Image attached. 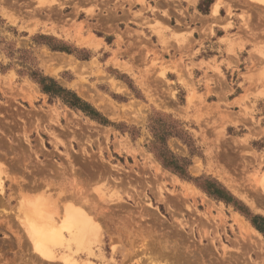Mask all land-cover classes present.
<instances>
[{
  "label": "rangeland",
  "instance_id": "1",
  "mask_svg": "<svg viewBox=\"0 0 264 264\" xmlns=\"http://www.w3.org/2000/svg\"><path fill=\"white\" fill-rule=\"evenodd\" d=\"M47 1L0 0V264H264L251 222L264 218V118L250 103L264 98V41L231 73L193 51L212 0L199 19L179 0ZM248 1L263 7H244L243 27L264 36V0ZM220 93H243L239 110ZM163 149L187 176L162 164ZM52 206L93 209L99 229L77 245L63 228L44 258L27 228Z\"/></svg>",
  "mask_w": 264,
  "mask_h": 264
},
{
  "label": "crops",
  "instance_id": "2",
  "mask_svg": "<svg viewBox=\"0 0 264 264\" xmlns=\"http://www.w3.org/2000/svg\"><path fill=\"white\" fill-rule=\"evenodd\" d=\"M179 1H181L184 7L189 6L190 18L196 17L199 19L195 12L200 0H196L194 5H189L187 0ZM212 1L213 6L211 15L204 16L207 17V19H200L195 24V28H198V30L193 33V51H200L204 61H213L215 59V64L220 66L222 71L227 69V71H231V73H233L236 66H232V68H230L228 67V63L230 62L238 66L239 64L243 63V59L244 62H248V64L252 63V61L256 58L253 52L255 47H258L261 42L264 41V36L259 32H256L251 25L247 23L248 28L251 29L250 31L243 27L244 20L242 17L246 11V8L251 10L254 7L259 8L263 6L260 4L251 3L248 0H245L246 2L243 4L244 6H238L237 2L231 0ZM224 2L225 5H223ZM167 3L168 2L166 0V5ZM217 4H219V8L217 13L214 14L213 12ZM230 5H232L231 13L233 16L229 18L228 11L230 12ZM246 19L248 20V17ZM250 20L251 19H249V21ZM229 22L232 23L231 27L228 26ZM170 23V27L174 30L175 34H183L185 26H178L176 24L173 25L172 22ZM210 25H212V27ZM225 38H227L226 41L224 40ZM90 44L95 45L92 42H90ZM232 52L235 53L236 56ZM244 52L247 54L244 55ZM197 61H200V58H198ZM203 71L205 72V69ZM202 75L204 74L202 73ZM220 94L223 95L222 93ZM242 95L243 93L233 98H230L229 95H223V97H225L229 103H235L238 102ZM220 99L221 96H218L217 101ZM250 103L255 104L257 117L259 113L261 114L259 117L264 118V108H261L262 106L264 107V98L261 97L257 100L251 99ZM237 107H239V105H234L235 112L239 110Z\"/></svg>",
  "mask_w": 264,
  "mask_h": 264
},
{
  "label": "bare ground",
  "instance_id": "3",
  "mask_svg": "<svg viewBox=\"0 0 264 264\" xmlns=\"http://www.w3.org/2000/svg\"><path fill=\"white\" fill-rule=\"evenodd\" d=\"M218 8H219V4H217L215 6V9L213 12L214 14L217 13ZM79 39H81V38H79ZM90 42L91 41L89 39H87V40H83L82 44H90ZM60 63L63 64L64 67H71L74 70H78V71L80 70L78 64H76L74 61L70 60V61H63L62 62L61 60H59V64ZM61 64H60V66H61ZM49 70H51V75H52V69H49ZM53 72H55V71H53ZM225 181H227V178L225 179ZM259 182H261L260 185L262 187H264V178ZM230 187H231V185H230ZM234 190L236 191V188ZM252 203H253V201H252ZM20 205H23V204H20ZM37 207L35 208V206H33V209L36 210ZM42 207L43 206H41V208ZM52 207H51L52 212L50 211V209L48 210V208H50V207H48V208L46 207L47 210L51 212L50 214L48 213V211L46 209H44V211H45V213H44V211L42 210L43 208L40 210L38 209L39 211L37 210V212H40V215L43 212L42 214H44V216L43 215L41 216L43 218L45 217V214H46V218H44L45 221L48 220L47 216L51 215V217L49 218L50 221L48 220L49 223L44 222L45 225L43 224V222L42 223L39 222L41 219L38 220V218H34V217H36V215H38L37 212H32L33 214L32 213L31 214L32 215L35 214V215H34V217H31V218L29 216H32V215H26L29 217V220H31V221H29L30 227L27 229L29 230L30 237L32 238V241H33L32 244H33L35 250L38 253H40L44 258H51L52 257V248L53 247L62 246L63 234H64L63 228L66 231H68V233L70 234V238L77 245H85L89 241V238L94 234L93 233L94 230H96V228L99 229L98 226L95 224V222H96L95 218H92L94 216L91 217L90 214H88L90 212L94 213L95 211L93 209H90L89 212L84 211V209H82V210L77 209L76 211L72 210V209H66L62 212L61 209L59 210V208H57V207H54V206H52ZM23 208H26L25 203L23 205ZM74 209H75V207H74ZM254 209H256V208L254 207ZM29 210H30V207H29ZM46 211H47V213H46ZM33 218L36 221H38L40 223V225H38L39 223L35 224L36 221ZM96 219L98 220L97 215H96ZM32 220H34L33 221L34 223L32 222ZM42 224H43V226H42ZM249 228L252 229L253 231L257 232V230H255L251 225H249ZM69 247H70V245H69Z\"/></svg>",
  "mask_w": 264,
  "mask_h": 264
},
{
  "label": "trees",
  "instance_id": "4",
  "mask_svg": "<svg viewBox=\"0 0 264 264\" xmlns=\"http://www.w3.org/2000/svg\"><path fill=\"white\" fill-rule=\"evenodd\" d=\"M43 81L45 80H41V84H43ZM51 82L52 79H51ZM54 84V82H53ZM56 86V84H54ZM43 90L46 93H52L53 95L59 96L61 97L68 105H70L73 108L76 109H80L84 112H90V115L93 117V112L92 109H90L91 107L83 102L76 94L74 93H68L71 96V100H67L65 97L62 96L63 90L59 87H56L57 89H52L49 88L47 86H43L42 85ZM158 159H160V161L162 162V164L166 167V168H170L173 169L174 171L178 172L179 174L183 175V176H187L186 174V168L185 165H180L179 166V161L180 162H185L182 159H176V157H174L172 154H170L168 151H166V149H163L161 154H158ZM202 188L208 192V194L210 196H213L217 199L220 200H224L226 202H230V199L227 197L225 191L222 189V187L216 183L210 182L209 181V187H204L202 185ZM264 223V218L261 217H255L251 220L253 226L258 229L261 233L264 234V226L260 225L259 222Z\"/></svg>",
  "mask_w": 264,
  "mask_h": 264
}]
</instances>
